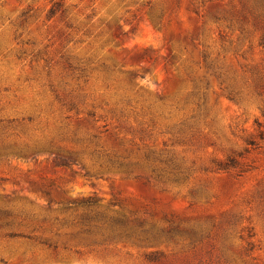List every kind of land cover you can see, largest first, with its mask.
Instances as JSON below:
<instances>
[{
	"label": "rangeland",
	"instance_id": "1",
	"mask_svg": "<svg viewBox=\"0 0 264 264\" xmlns=\"http://www.w3.org/2000/svg\"><path fill=\"white\" fill-rule=\"evenodd\" d=\"M0 264H264V0H0Z\"/></svg>",
	"mask_w": 264,
	"mask_h": 264
},
{
	"label": "trees",
	"instance_id": "2",
	"mask_svg": "<svg viewBox=\"0 0 264 264\" xmlns=\"http://www.w3.org/2000/svg\"><path fill=\"white\" fill-rule=\"evenodd\" d=\"M61 160H62V163H60L61 165H64V166L68 165V161L67 160H65V159H61Z\"/></svg>",
	"mask_w": 264,
	"mask_h": 264
}]
</instances>
